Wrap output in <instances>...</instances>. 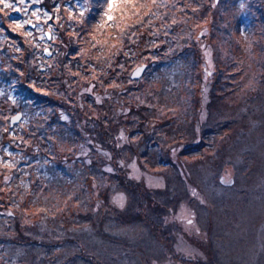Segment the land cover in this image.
I'll return each mask as SVG.
<instances>
[{
  "label": "rangeland",
  "instance_id": "obj_1",
  "mask_svg": "<svg viewBox=\"0 0 264 264\" xmlns=\"http://www.w3.org/2000/svg\"><path fill=\"white\" fill-rule=\"evenodd\" d=\"M56 1V9L63 6L76 18L75 27H84L88 16L93 19L90 33L106 26V2L97 9L101 12L92 14L89 0ZM154 1L146 0L145 12L150 13ZM177 1L158 3L180 9ZM202 1L206 7L199 21L189 14L183 21L185 27L193 23L192 43L183 40L182 28L173 33L177 44L170 50L181 52L184 61L180 82L166 66L162 89L158 71L164 67L154 66L160 56L145 49L149 32L141 28L145 37L135 46L128 75L138 65L152 64L137 82L143 95L154 87L149 102L143 97L132 102L128 94L116 91L108 105L112 120L107 137L101 140L93 133L80 141L79 136V143L63 150L64 156L75 152L73 159L79 156L86 165L99 162L103 179L100 173L97 178L90 175L84 191L83 183H77L70 185L69 194L61 187L45 190L36 173L43 170L30 164L34 159L28 160L26 143L0 140V237L12 236L5 250L0 241V264H264V0H249L251 8L239 0ZM7 2L21 11L0 3V31L25 37L29 55L31 40L42 36L37 39L40 50L50 51L43 59L52 61L56 44L42 24L52 8L39 0ZM190 4L186 6L191 9ZM244 11L251 14L249 19ZM150 19L155 23L151 13ZM112 39L120 40L118 29ZM157 39L150 48L164 41ZM188 51L192 56L185 57ZM85 55H91L87 45L80 59ZM21 56L15 49L0 51V64L17 66L15 74L23 75L17 61ZM174 84L179 93L165 92ZM92 87L89 82L83 90ZM60 94L61 102L68 101L67 90ZM109 95L96 98L105 102ZM19 110L0 108L6 128ZM92 115L98 116L99 110ZM22 119L23 114L14 125ZM78 120L86 130L92 124L89 117ZM48 197L51 202L45 201ZM170 239L173 252L168 255ZM40 240H46L49 252L45 246L42 253L35 248ZM34 251L46 256L33 258Z\"/></svg>",
  "mask_w": 264,
  "mask_h": 264
},
{
  "label": "trees",
  "instance_id": "obj_2",
  "mask_svg": "<svg viewBox=\"0 0 264 264\" xmlns=\"http://www.w3.org/2000/svg\"><path fill=\"white\" fill-rule=\"evenodd\" d=\"M158 1L156 0L150 5V13L155 19V23L150 19V13L145 12L146 0H134L133 2L124 0L121 4H115L111 10L113 19L107 20L106 26L103 25L97 28L96 32L90 33V25L93 20L91 16L85 17L87 19H85L84 27H75L73 21L76 18L71 16L63 6L56 9V0H39L41 6L48 9V6L52 8L51 11H47L48 14L42 19V24L44 22L45 27L50 30L53 45L56 44L53 52H57V54L53 56L52 61L43 59L46 53L40 50L39 41H37L39 38L42 40V36L35 37V41L31 40L33 50L31 49L29 55L25 37L21 39V36H15L17 32L9 29L8 32L0 31V51L6 50V52L13 53L15 49L16 52L22 53L17 61L20 67L25 70L23 75H18L14 71V68L18 69L17 66L0 64V108L5 111L6 109L9 110V107L12 109L19 107V111L23 112V119L21 120L23 123L12 125L10 121L8 128L4 126L5 120L0 116V135L3 136L0 140L4 141L3 144L26 143L29 148L26 152L28 160L30 157L34 159L30 164L33 167H38L41 171L43 170L42 173L39 171L36 173L38 182L45 184V190H49V188L56 190L61 187L63 191H67L69 194L68 189L72 187L70 185L83 183L80 184V187L84 191L87 188L86 181L90 175L97 178L100 173L99 178H104L99 162L92 161L86 165L79 156L73 159L75 152H68L65 154L66 156L62 152L67 146H73L75 142H78L79 140H76L79 136H81L80 141L93 133L101 140L107 137L109 121L112 120V110L108 108V105L110 101L114 100L110 96H118L117 92L122 91V94H128L132 102L134 99L139 101V97H143V99H147L146 102H149L154 87L149 88L150 94L143 95L145 91H140L141 86L137 84L140 79L132 78L131 74L128 75V68L134 65L135 46L137 42L142 43V38L145 37L144 31L149 32V37L146 38L147 43L143 44L146 45L145 49H149L150 52L156 51L157 55L160 56L159 59L155 60L154 66L164 67L158 71L162 74V89L164 80H166V66L169 67L168 72L175 81L179 80L180 82L183 78L181 73L184 61L181 58V52H174V47L172 51L170 50L171 45L177 44L174 34H177L178 28H182L186 34V39L183 38V40L192 43L193 23L186 27L183 26L184 18L188 19L186 15L189 14L192 19L199 21V16L204 13L206 5L202 0H178L176 4L180 6V9L170 5V9H165ZM239 1L250 8L252 7L249 0ZM103 2L107 4V0H89L92 5L91 13L101 12L97 9H101L105 4ZM189 3H192L190 4L192 5L190 6L191 9L186 6ZM244 12H247L245 18L249 19L251 14L248 11ZM91 13L89 12V15ZM261 14L263 13L261 12ZM107 27L111 28L109 32H106ZM141 28L144 31H141ZM116 29L119 31L120 40L112 39ZM46 31L45 35L48 37ZM111 32L112 34H110ZM11 35L16 37V39L13 38L14 41L9 38ZM158 37L159 39L164 38L162 44L158 42L150 48L152 43L158 41ZM85 45L88 46L91 55H85L84 59L81 60L80 57ZM37 49L38 51H34ZM188 52L185 57L192 56V51ZM67 59L70 60V63H67ZM188 62L189 60H185L186 64ZM150 66H152L151 63L147 64L145 70L149 69ZM89 82L93 84L92 90H83V87ZM154 82L155 79L152 83ZM178 86L174 84L173 87H168L165 92L169 93V90L171 92L176 90L174 93H179ZM62 89L69 92L68 101L61 102L59 100V96H64L60 94ZM125 89L128 90L125 92ZM11 91L16 97L11 98ZM105 93L110 94L105 102L96 98ZM177 96L174 95L173 98L177 99ZM60 110L64 111L66 116H62ZM95 110H99L98 116L92 115ZM114 114L116 115L115 111ZM87 117L92 118V124L86 127V130L84 126L78 124V119L88 121ZM132 128L129 127V133H132ZM117 139L115 137V141ZM65 142L67 145L61 149V144L63 145ZM126 147H129V144H126ZM34 148L35 151L33 152ZM119 153L121 154V150ZM60 154H62V159L59 157ZM63 157H66L65 161H63ZM45 162L47 165H43ZM45 166L49 168L46 172ZM16 170L18 171L17 165ZM42 191L39 194L41 199L44 198ZM81 195L84 196V194ZM45 201L51 202L52 199L48 197ZM81 202L83 203V199ZM0 241L4 242L1 248L5 250L7 248L5 241L12 242V236L0 237ZM34 246L41 253L44 246L46 252L50 251L46 240H40ZM60 249L63 250V247ZM43 254L44 256L34 251L33 258L40 256L42 259L46 256L44 251ZM19 264H26V262L20 261Z\"/></svg>",
  "mask_w": 264,
  "mask_h": 264
},
{
  "label": "snow or ice",
  "instance_id": "obj_3",
  "mask_svg": "<svg viewBox=\"0 0 264 264\" xmlns=\"http://www.w3.org/2000/svg\"><path fill=\"white\" fill-rule=\"evenodd\" d=\"M25 2H26V0H17V3L20 4V5H23ZM0 3H3L5 7L13 8L14 11H21L20 8L14 7V5L11 4V3H8L7 0H0ZM115 4H116V0H107V9L108 10L104 12V15L107 17L108 20L113 19L112 15H111V10L115 6ZM25 11H26V9H25ZM25 23H30V21H26ZM19 26H21V25H17V27H19ZM88 91H91V89H88ZM16 119H19V117H16ZM6 166L7 167H12L13 165L12 164H8ZM107 170L108 171H112L111 168H109ZM225 182H228V181H225ZM189 223H191V221H189Z\"/></svg>",
  "mask_w": 264,
  "mask_h": 264
},
{
  "label": "water",
  "instance_id": "obj_4",
  "mask_svg": "<svg viewBox=\"0 0 264 264\" xmlns=\"http://www.w3.org/2000/svg\"><path fill=\"white\" fill-rule=\"evenodd\" d=\"M46 32H47V35L49 37L50 32L49 31H46ZM45 52L48 55L50 53L49 48H46ZM145 68H146V65L145 64H141V65L136 66L133 69L132 73H131V77L132 78H139V77H141L142 74H143V72L145 71ZM21 115H22V112H18L17 114L13 115L12 118H11V123L14 124L15 122L19 121ZM16 117H19V119H16Z\"/></svg>",
  "mask_w": 264,
  "mask_h": 264
},
{
  "label": "flooded vegetation",
  "instance_id": "obj_5",
  "mask_svg": "<svg viewBox=\"0 0 264 264\" xmlns=\"http://www.w3.org/2000/svg\"><path fill=\"white\" fill-rule=\"evenodd\" d=\"M189 221H192V219H189ZM168 242L170 244V249L168 250V255H170L173 252V246H172L173 240L170 239Z\"/></svg>",
  "mask_w": 264,
  "mask_h": 264
}]
</instances>
